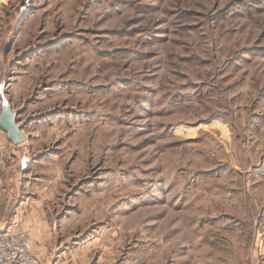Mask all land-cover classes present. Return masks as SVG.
I'll return each instance as SVG.
<instances>
[{"label": "rangeland", "instance_id": "obj_1", "mask_svg": "<svg viewBox=\"0 0 264 264\" xmlns=\"http://www.w3.org/2000/svg\"><path fill=\"white\" fill-rule=\"evenodd\" d=\"M2 100L90 253L264 264V0H0Z\"/></svg>", "mask_w": 264, "mask_h": 264}, {"label": "crops", "instance_id": "obj_2", "mask_svg": "<svg viewBox=\"0 0 264 264\" xmlns=\"http://www.w3.org/2000/svg\"><path fill=\"white\" fill-rule=\"evenodd\" d=\"M27 146L28 140L11 143L0 126V234L7 230L28 233L41 264H110L102 254L90 253L96 248L94 241L75 243L80 236L74 238L68 225L73 212L68 207L55 208L56 181L30 172Z\"/></svg>", "mask_w": 264, "mask_h": 264}, {"label": "built area", "instance_id": "obj_3", "mask_svg": "<svg viewBox=\"0 0 264 264\" xmlns=\"http://www.w3.org/2000/svg\"><path fill=\"white\" fill-rule=\"evenodd\" d=\"M32 249V238L26 232L7 230L0 234V264H41Z\"/></svg>", "mask_w": 264, "mask_h": 264}, {"label": "water", "instance_id": "obj_4", "mask_svg": "<svg viewBox=\"0 0 264 264\" xmlns=\"http://www.w3.org/2000/svg\"><path fill=\"white\" fill-rule=\"evenodd\" d=\"M0 126L7 133L8 139L15 145L24 143L27 138L22 132V126L18 124L16 115L8 100L2 103V114L0 116Z\"/></svg>", "mask_w": 264, "mask_h": 264}]
</instances>
